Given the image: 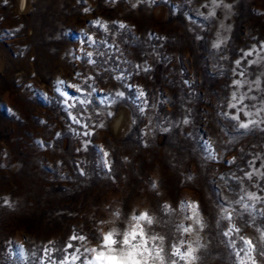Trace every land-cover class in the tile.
Here are the masks:
<instances>
[{
    "label": "rangeland",
    "instance_id": "obj_1",
    "mask_svg": "<svg viewBox=\"0 0 264 264\" xmlns=\"http://www.w3.org/2000/svg\"><path fill=\"white\" fill-rule=\"evenodd\" d=\"M133 3L0 0V264H58L68 253L76 259L68 255L66 264H264V131L238 128L264 120V111L256 115L264 108V52L247 58L258 61L251 67L235 64L241 50L264 41V0ZM107 54L113 59L102 63ZM62 92L79 97L67 111ZM253 160L259 173L249 180ZM157 177L162 195L149 183ZM240 197L255 207L244 210ZM108 233L115 242L106 248ZM74 234L86 239L70 241ZM69 242L79 252L63 251ZM100 251L108 259L97 261Z\"/></svg>",
    "mask_w": 264,
    "mask_h": 264
},
{
    "label": "snow or ice",
    "instance_id": "obj_2",
    "mask_svg": "<svg viewBox=\"0 0 264 264\" xmlns=\"http://www.w3.org/2000/svg\"><path fill=\"white\" fill-rule=\"evenodd\" d=\"M7 2H8V0H4V3L5 4H7ZM141 2H143V0H137V3H133L132 4V7L133 8H136L137 7V4L138 3H141ZM150 2L151 3H155V0H150ZM214 2H215V0H214ZM221 3H223V0H221ZM223 6L225 8H227V9H231L233 7L232 4H224ZM84 11L87 12V11H89V9L85 8ZM95 23L96 24H99L100 22L99 21H96ZM119 28L120 29H125L126 28V25L123 24V23H120L119 24ZM149 38L150 39H164L163 37H158V36H156L153 33H149ZM197 39H200V37H197ZM92 42L94 44L96 43L94 40ZM101 43L105 46L106 49L113 47V45L108 44V41L107 40H103V41H101ZM212 46L214 48H219L220 47V43H214ZM241 51H242L241 59L236 60L235 61V64L239 68V67L242 66V61L246 60L247 61V65L249 67H251L253 64L258 63V61H256V60H250V59H247V58L250 57V56H252L254 53H256L257 55H259V53L264 52V41H259L258 42V45H253L250 49H248V50H241ZM91 55H92L91 53H88V56L89 57H91ZM99 55L101 57H104L106 55V52H100ZM77 58H79V57H77ZM112 59H113L112 55L111 54H107V59L106 60H102L101 62L106 64V63H108L109 60H112ZM260 59H264V57H260ZM88 62L89 63H93V64L96 63V61H94V60H89ZM136 67L139 69L141 66L138 64ZM149 70L150 69L147 68V67L143 68V71H145V72H147ZM77 75H79V73H77ZM239 75L243 76L244 75V72L241 71L239 73ZM91 78L92 77H90V79ZM123 78H124V74L123 73H121V76L120 77H117V79H123ZM63 83H64L63 81H58V84H63ZM185 83L187 84L188 82L185 81ZM253 83L256 85L257 88H259V86H260V80H259V78H257L255 81H253ZM239 84H240V81L239 80H234L233 81V86H236V85H239ZM126 87H127V90L128 91H135V89H133L131 85H127ZM77 90L80 91V89H77ZM249 91H252V89L249 88ZM61 95L63 97L61 103L63 105H65V110L66 111H67L68 108L75 106L74 104L73 105H69L67 103V101L69 99H73V100H78L79 99V97H72L67 92H62ZM116 95L118 97L122 98V99L125 98V92H117ZM146 97H147V93L143 89H141V90L138 91L137 96H136V99L138 101V105L137 106H138V110L140 112H144L146 110V107H147V104H148V101H147V98ZM245 98L246 97L241 96L239 102L240 103H243V101H244ZM247 98L248 99H252V100H255L256 99L255 96L247 97ZM236 99H237V96H236V92L234 91L232 93V100L235 101ZM261 102L264 103V97L261 98ZM3 107H6V106H3ZM228 107L231 108V109H234V108H236V104L229 103L228 104ZM244 107L246 108V107H248V105L245 104ZM253 107H255V105H253ZM240 111H243V109H239L238 112H237V114L234 115V116H232L231 119L232 120H239V112ZM261 111H264V108H258V109H256V115H259ZM112 115H113L112 112H109L108 113V116H112ZM224 115L227 117L229 114L228 113H225ZM245 115H251V113L248 112V113H245ZM68 116H69V118L71 119V121L73 123H76L78 125L81 124V121L79 119H77L76 116H73L70 111L68 112ZM182 123L183 124H188L189 123V120L187 118H185V119H183ZM262 124H264V120H259V121H257V120H248L247 122H240L238 124V128L239 129H244V130H249L250 125H252V126H254L256 128H260L261 131H264V128H261V125ZM81 127L88 128V125L87 124H82ZM99 127L103 128L104 127V124L101 123L99 125ZM168 130L169 129H167V128L164 129V131H168ZM92 134L93 133L91 131H85L83 133V135H85V136H90ZM56 135H57V137H59L60 134L57 133ZM38 143L40 144V146L42 148L50 147V145L45 144L43 141H38ZM89 144H91V141H86L85 142V145H84L85 149H87V147H88ZM204 150H205V152H207L209 158L215 159L214 150H211V146L209 144L205 143ZM99 151L101 152V167L104 168V169H106V173L105 174L106 175H109L111 177L112 165L109 163V161L107 159L109 157L110 153L108 151H105L102 147L99 149ZM259 158L260 157H254V160L255 159H259ZM254 160L252 162H250V166L253 168V171H248V172H245L244 173V176L247 179H249V180L253 179V173L254 172L259 173V169L255 168ZM228 163L231 164L232 161H229ZM77 167L79 168V165H77ZM260 167L261 168H264V161H262ZM80 174L81 175H84V172H83L82 169H80ZM259 174L262 175V176H264V173H259ZM112 178L114 179V177H112ZM149 183L152 186V181H149ZM153 188H154V186H153ZM248 195H249V199L261 200V197L260 196H257L255 193H249ZM243 201H244V197H240V199L237 200L235 203L241 204L242 205V208L244 210H247L249 208H254L255 207L254 205H250L248 203H243ZM4 203L5 204H8V201H4ZM189 206H190L189 204L186 205V207H189ZM194 206L198 210L199 203L198 202H194ZM163 207L165 209H170L171 208V206L170 205H167V204L163 205ZM148 215L149 214L144 213V214H141L139 217H136V219L144 220V219H147L148 218ZM227 218H228V220H231L232 219L231 213H229V215H228ZM235 231H239V229H236ZM136 235H137L136 233H133V236H136ZM223 235L227 237L228 236V232L227 231L223 232ZM69 239H70V241L85 240L86 237L84 235H76V234H74ZM102 241H103V247H106V248H108L110 245L114 244V242H115L111 233L105 234L102 237ZM125 243H127V240H125ZM244 243L245 244H250L251 242H244ZM68 249H74L75 252H79V249L76 248L75 245L73 243H71V242H69L65 246V248L63 249V251H65L67 253V250ZM93 251H95V249H93ZM45 252H49V250L48 249H45ZM260 254L261 255H264V249H262L260 251ZM68 255H72L73 256V259H76L75 255L73 253H68ZM68 255H66L63 259L59 260L58 261V264H66L67 259H68ZM236 255H239V252H237ZM95 259L97 261H102V260L108 259V257L105 256L104 251H100V252L97 253ZM81 264H84V262L82 261ZM88 264H93V262L92 261H88ZM135 264H138V262H135Z\"/></svg>",
    "mask_w": 264,
    "mask_h": 264
},
{
    "label": "clouds",
    "instance_id": "obj_3",
    "mask_svg": "<svg viewBox=\"0 0 264 264\" xmlns=\"http://www.w3.org/2000/svg\"><path fill=\"white\" fill-rule=\"evenodd\" d=\"M160 184H161V180H160L159 177H157L156 179L152 180V186L151 187L153 188V186H154L153 189H157L158 190L157 191L158 195H162L163 194V192L159 190L160 189ZM117 215H118V213H117Z\"/></svg>",
    "mask_w": 264,
    "mask_h": 264
}]
</instances>
